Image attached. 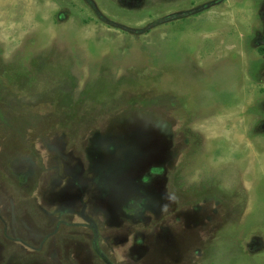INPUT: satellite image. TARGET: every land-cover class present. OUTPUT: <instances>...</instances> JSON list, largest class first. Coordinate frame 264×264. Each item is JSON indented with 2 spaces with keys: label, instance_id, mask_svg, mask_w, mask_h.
Listing matches in <instances>:
<instances>
[{
  "label": "rangeland",
  "instance_id": "rangeland-1",
  "mask_svg": "<svg viewBox=\"0 0 264 264\" xmlns=\"http://www.w3.org/2000/svg\"><path fill=\"white\" fill-rule=\"evenodd\" d=\"M0 264H264V0H0Z\"/></svg>",
  "mask_w": 264,
  "mask_h": 264
}]
</instances>
